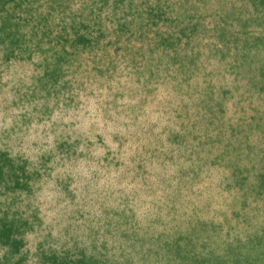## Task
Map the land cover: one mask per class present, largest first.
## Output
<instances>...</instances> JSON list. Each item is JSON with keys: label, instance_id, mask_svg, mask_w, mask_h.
<instances>
[{"label": "rangeland", "instance_id": "1", "mask_svg": "<svg viewBox=\"0 0 264 264\" xmlns=\"http://www.w3.org/2000/svg\"><path fill=\"white\" fill-rule=\"evenodd\" d=\"M0 264H264V0H0Z\"/></svg>", "mask_w": 264, "mask_h": 264}]
</instances>
